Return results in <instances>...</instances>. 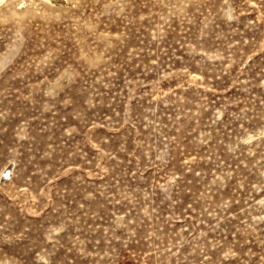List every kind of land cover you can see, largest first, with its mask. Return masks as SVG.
I'll return each instance as SVG.
<instances>
[{
	"label": "rangeland",
	"instance_id": "1",
	"mask_svg": "<svg viewBox=\"0 0 264 264\" xmlns=\"http://www.w3.org/2000/svg\"><path fill=\"white\" fill-rule=\"evenodd\" d=\"M0 264H264V0H0Z\"/></svg>",
	"mask_w": 264,
	"mask_h": 264
}]
</instances>
